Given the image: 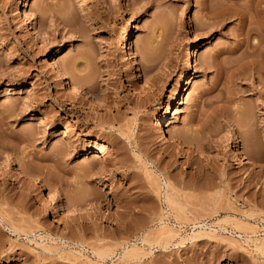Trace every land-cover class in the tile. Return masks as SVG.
<instances>
[{
	"label": "rangeland",
	"instance_id": "rangeland-1",
	"mask_svg": "<svg viewBox=\"0 0 264 264\" xmlns=\"http://www.w3.org/2000/svg\"><path fill=\"white\" fill-rule=\"evenodd\" d=\"M236 1L0 0V264H264V69L228 71L264 1Z\"/></svg>",
	"mask_w": 264,
	"mask_h": 264
},
{
	"label": "bare ground",
	"instance_id": "bare-ground-1",
	"mask_svg": "<svg viewBox=\"0 0 264 264\" xmlns=\"http://www.w3.org/2000/svg\"><path fill=\"white\" fill-rule=\"evenodd\" d=\"M154 2H155V0H153ZM158 1V0H157ZM224 1V0H223ZM226 1V0H225ZM228 1H230V3L231 2H238V1H236V0H228ZM264 1V0H263ZM261 2H262V0H258V3L257 4H254V7H255V5L257 6V8H259L258 7V5H260L261 4ZM227 3V2H226ZM254 3V2H253ZM223 4V3H222ZM221 4V5H222ZM219 6V5H218ZM224 7H225V5H223ZM222 6V7H223ZM227 6V5H226ZM230 7V6H229ZM256 8V7H255ZM256 8V9H257ZM224 8H221V9H217L216 10V12H214V14H220V13H222L223 11H225V10H223ZM242 9V8H241ZM245 9V8H244ZM260 9V8H259ZM247 10H249V9H246V11ZM252 10V9H251ZM213 11H215V10H213ZM235 11V10H234ZM243 11V12H242ZM239 10V11H235L236 13L235 14H239V16H240V19L242 20V22H244V21H246L245 19H246V17L248 18V16H247V12L245 13V11L244 10ZM249 12V11H248ZM68 13V12H67ZM224 13V12H223ZM227 13V12H226ZM229 13V12H228ZM233 14V13H232ZM208 15H210V12H209V14ZM217 15V16H218ZM221 15V14H220ZM66 17H67V15H65ZM65 16L64 15H62L61 14V17H60V19H61V21H62V23L66 20H68V19H66L65 18ZM71 16V15H70ZM210 16H212V15H210ZM213 17V16H212ZM216 17V16H215ZM217 18V17H216ZM220 18V17H219ZM69 20H70V18H69ZM72 20V19H71ZM250 20V19H249ZM65 24H66V22H64ZM69 23V22H68ZM217 23V22H216ZM244 25V24H243ZM246 26V25H245ZM261 28V27H260ZM246 29V28H245ZM251 29V28H250ZM252 30V29H251ZM262 30V29H261ZM253 31H255L256 32V29H254V27H253ZM245 38L247 37V39L248 38H250V30L248 29V30H245ZM244 34V33H243ZM252 38V37H251ZM251 41H253V40H251ZM246 42V47L248 46V49L250 48L251 50L253 49L255 52H257V50H258V48H260L261 46H260V42L261 41H259V43H254V42ZM242 45V44H241ZM261 45H263V44H261ZM263 48H264V46H262ZM249 49V50H250ZM261 50H262V48H260ZM259 49V50H260ZM55 52H53L54 53V55H53V61H54V63L56 64L57 63V60H58V58H59V49H55L54 50ZM236 51V49L234 50H232V51H229V52H232V53H234ZM253 51V52H254ZM263 52H264V49L262 50ZM228 52V53H229ZM245 52V51H244ZM252 51H250V53H248L247 52V55H248V57H249V54L251 55L252 53H253ZM263 52H262V54H259L260 52H258L257 54L258 55H262L263 56ZM223 53H225V51H223V50H221V51H219V56H218V59H217V57H215L218 61H219V58H221L220 57V55H222ZM218 54V53H217ZM230 54V53H229ZM256 53L254 54H252L253 56H251V58L252 59H250V57H249V61H248V59L244 62V59H243V63H242V61H241V63H240V61L237 59L236 61H238V63H236V61L233 59V61L235 62V64H232V62L233 61H231V62H229V60H228V62L229 63H231L232 65H230V67H228L229 68V70H228V68L226 69V68H224V69H226V70H228V71H230L231 70V72H232V75L234 76V77H237L238 75H241L242 77H243V79H245V78H252V80L254 81V80H256L257 78H258V76H259V72L260 71H263V69H264V60L263 61H261L262 59H260V58H263L262 56L259 58L258 57V55H257ZM244 55V54H243ZM242 55V56H243ZM246 55V56H247ZM257 55V57L260 59H257L255 56ZM242 58V57H241ZM246 58V57H245ZM215 59V60H216ZM255 59H257V60H255ZM224 60V59H223ZM212 62V61H211ZM233 62V63H234ZM217 63V62H216ZM221 63V62H220ZM225 63V62H224ZM211 64H213V63H211ZM76 65V64H75ZM215 65V64H214ZM217 66H219V64L217 65ZM226 66V65H225ZM228 66H229V64H228ZM74 67V66H73ZM210 67V66H209ZM224 67V66H223ZM217 69H218V67H217ZM220 69V68H219ZM244 70H246V71H248V70H250V72L248 73V72H245ZM223 71H225V70H223ZM231 74V73H230ZM256 74H258V75H256ZM237 75V76H236ZM232 76V77H233ZM185 77V76H184ZM182 78L181 79V81H180V83L181 84H183V87H182V91H181V93L179 94V97L177 98V100L175 101V103L173 104V108H175V107H178L180 104H181V102H182V100L186 97V95H187V93H188V91L190 90V86L188 85V83H187V80H186V77L185 78ZM231 77V78H232ZM239 78H240V76H239ZM242 79V78H241ZM259 80H260V78H259ZM257 81V80H256ZM264 82V80L261 82V83H263ZM260 92V91H259ZM261 93H263V90L260 92V94ZM244 108V107H243ZM242 109V108H241ZM240 109V110H241ZM243 110V109H242ZM245 112V111H244ZM244 112H243V115H244ZM248 113V112H247ZM171 114V113H170ZM253 116V115H252ZM244 117V116H243ZM241 118V117H240ZM245 119V120H244ZM244 121L242 122V124H240L239 126H241V128H244V129H241L240 127H239V129L240 130H238L239 131V133H240V135H239V137H241V141L243 142V143H245V141H247L248 140V137H250L251 138V135H253V133H255L254 131H252L253 129H251V127H252V121H251V119L250 118H245L244 117ZM253 120H254V118H253ZM169 121V112L166 114V115H164L160 120H159V123H158V129H157V133H159L160 135H162V136H164V135H166V130H165V126H166V123ZM240 123V122H239ZM255 124V123H254ZM253 124V125H254ZM251 126V127H250ZM255 126V125H254ZM253 126V127H254ZM251 129V130H250ZM257 133V132H256ZM255 133V134H256ZM170 140L171 141H177V139H176V136L175 135H170ZM251 140V139H250ZM249 141V140H248ZM183 142V141H182ZM95 143H96V145H98V146H96L94 149H95V153L96 154H98L99 156H107V155H110L111 154V151H110V149L107 147V146H105V145H100L99 144V142H97V141H95ZM186 143V142H185ZM244 145V144H243ZM248 145V144H247ZM246 145V146H247ZM245 146V147H246ZM246 149V148H245ZM248 149V148H247ZM250 151V150H249ZM247 152L248 151H245L244 150V152H242L243 154V156H245V159L246 160H248V162L249 163H252L253 164V160H252V157H253V155H250V152H249V155L247 154ZM253 154H255V152L253 153ZM252 156V157H251ZM257 158V157H256ZM253 159H254V157H253ZM248 163V164H249ZM91 164H93L92 162H91ZM21 178L22 179H24V180H30L31 179V176H30V174L27 172V171H23L22 172V175H21ZM41 182V181H40ZM39 182V183H40ZM170 193H169V190H167L166 191V197H167V200L168 201H172L171 200V197H170V195H169ZM229 221H231L230 219H229ZM239 226V225H238ZM256 246H257V249H259V250H264V245H260V244H255ZM135 251H137V249L136 248H133V249H130V250H127L126 252H125V255H130L131 253H134ZM98 254L101 256L102 255V257L103 256H106V255H109V253L107 254V252H103V251H99L98 252ZM132 255V254H131Z\"/></svg>",
	"mask_w": 264,
	"mask_h": 264
}]
</instances>
